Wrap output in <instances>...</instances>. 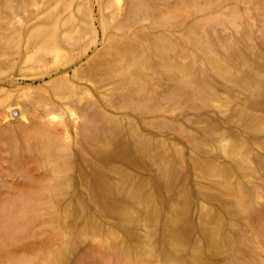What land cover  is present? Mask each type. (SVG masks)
<instances>
[{
	"label": "rangeland",
	"instance_id": "1",
	"mask_svg": "<svg viewBox=\"0 0 264 264\" xmlns=\"http://www.w3.org/2000/svg\"><path fill=\"white\" fill-rule=\"evenodd\" d=\"M0 264H264V0H0Z\"/></svg>",
	"mask_w": 264,
	"mask_h": 264
},
{
	"label": "bare ground",
	"instance_id": "2",
	"mask_svg": "<svg viewBox=\"0 0 264 264\" xmlns=\"http://www.w3.org/2000/svg\"><path fill=\"white\" fill-rule=\"evenodd\" d=\"M173 217L178 218V219H183L184 218V216L178 215V214L173 215ZM209 233H211L212 234V237H213L210 244H213V242L215 240L214 239V237H215L214 236L215 231L214 230H211V231H209ZM177 235L178 234H177L176 228H174L172 226L170 227V224L168 226H166L165 238L168 237V236L171 237V238H175ZM224 240H226V238Z\"/></svg>",
	"mask_w": 264,
	"mask_h": 264
}]
</instances>
